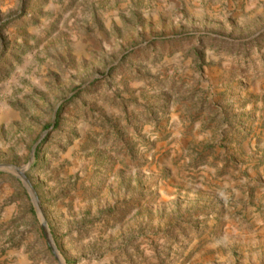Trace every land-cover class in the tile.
<instances>
[{
    "label": "rangeland",
    "instance_id": "obj_1",
    "mask_svg": "<svg viewBox=\"0 0 264 264\" xmlns=\"http://www.w3.org/2000/svg\"><path fill=\"white\" fill-rule=\"evenodd\" d=\"M27 181L67 264H264V0H0V264H60Z\"/></svg>",
    "mask_w": 264,
    "mask_h": 264
},
{
    "label": "water",
    "instance_id": "obj_2",
    "mask_svg": "<svg viewBox=\"0 0 264 264\" xmlns=\"http://www.w3.org/2000/svg\"><path fill=\"white\" fill-rule=\"evenodd\" d=\"M53 126H54V125H53ZM53 126H52V127H53ZM40 141H41V139L37 142V144H38ZM37 144H36V145H37ZM36 145H35L34 149L36 148ZM2 166H3V165H2ZM4 167H8V168H10L12 171H14L15 173L20 174V175H22V176H25V169H24V168L21 169V168H17V167H15V168H14V167H9V166H4ZM27 184H28V186H29V188H30V190H31V192H32V194H33V196H34V198H35V202H36V204H37V206H38V212H39V215H40V218H41V221H42L43 230H44V232H45V234H46V236H47V239H48V241H49L50 247H51V249H52L54 255L56 256V258H58L60 264H67L66 260L63 258L62 254H61V252H60V250H59V248H58V246L56 245V243H55V241H54V239H53L52 232H51V230H50V228H49V226H48V223H47V221H46V218H45V215H44L43 209H42V207H41V205H40V202H39L38 196H37V194H36V191L34 190L33 186L30 184L29 181H27ZM61 258H63V262H62Z\"/></svg>",
    "mask_w": 264,
    "mask_h": 264
},
{
    "label": "bare ground",
    "instance_id": "obj_3",
    "mask_svg": "<svg viewBox=\"0 0 264 264\" xmlns=\"http://www.w3.org/2000/svg\"><path fill=\"white\" fill-rule=\"evenodd\" d=\"M62 262H63V258H61Z\"/></svg>",
    "mask_w": 264,
    "mask_h": 264
},
{
    "label": "trees",
    "instance_id": "obj_4",
    "mask_svg": "<svg viewBox=\"0 0 264 264\" xmlns=\"http://www.w3.org/2000/svg\"><path fill=\"white\" fill-rule=\"evenodd\" d=\"M69 264H71V262L68 261Z\"/></svg>",
    "mask_w": 264,
    "mask_h": 264
}]
</instances>
